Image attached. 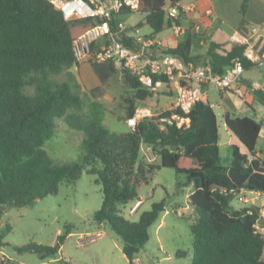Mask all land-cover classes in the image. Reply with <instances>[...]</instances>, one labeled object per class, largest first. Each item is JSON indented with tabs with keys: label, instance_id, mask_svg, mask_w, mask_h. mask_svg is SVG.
I'll return each mask as SVG.
<instances>
[{
	"label": "trees",
	"instance_id": "16d2710c",
	"mask_svg": "<svg viewBox=\"0 0 264 264\" xmlns=\"http://www.w3.org/2000/svg\"><path fill=\"white\" fill-rule=\"evenodd\" d=\"M180 1L139 0L137 13L145 14L144 23L127 31L146 25L151 31L149 39L179 25L181 20L172 19L167 8ZM249 2L243 0L242 14ZM117 21L124 18L119 17L111 28ZM96 24L90 18L66 21L63 12L47 0H0V221L4 207L32 206L56 194L60 184H73L86 172L102 187V204L93 218L98 224H108L122 239L123 255L132 264L166 205L164 201L152 204L137 222L124 219L121 207L138 203L149 174L167 168L185 175L194 186L189 197L195 213V219L189 220L193 237L190 264H264V237L253 230L256 216L247 214L246 208L233 207L230 194L239 188L264 190V160L255 153L261 124L247 116L223 115L227 131L246 150L240 153L237 146H231L227 166L220 156L217 116L209 103L196 102L188 114L174 109L156 113L132 130L110 132L103 125L102 105L89 100L71 71L79 65L73 41ZM116 39L132 50L140 49L128 35L116 34ZM153 48L154 58L176 56L184 63L208 65L217 75H224L236 60L243 72L256 66L243 56L244 46L229 41L210 42L205 54L196 57L190 55V40L175 48ZM88 63L101 85L120 71L112 62ZM122 77L135 98L148 107L154 90L142 88L127 71ZM153 80L166 82L158 77ZM248 89L264 107V92L250 85ZM136 108L130 107L127 119ZM174 114L185 119L181 127L161 122ZM59 118L84 135L79 162L58 164L43 150ZM144 148L155 154L154 163L146 162ZM7 232L0 234V248L5 246ZM68 235L69 231L58 235L52 246L29 244L15 250L54 258ZM187 254L179 251L176 257ZM0 264L11 263L0 260Z\"/></svg>",
	"mask_w": 264,
	"mask_h": 264
},
{
	"label": "rangeland",
	"instance_id": "374dc122",
	"mask_svg": "<svg viewBox=\"0 0 264 264\" xmlns=\"http://www.w3.org/2000/svg\"><path fill=\"white\" fill-rule=\"evenodd\" d=\"M145 14L133 13L126 18L128 24L144 23ZM147 27L142 32L147 31ZM167 32V30H165ZM148 39L147 35H142ZM212 42L208 37L199 38ZM216 41H222L223 36L216 34ZM204 52L205 47L198 49ZM83 64H89L88 62ZM79 64L72 68L78 82L89 100L100 103L104 110L103 125L113 133H124L129 130L126 126V116L133 105L142 106L134 91L125 83L121 72L101 85L89 66ZM244 79L252 80L253 86L264 92V66L252 68L242 72ZM175 92L170 86L157 87L148 108L153 114L163 113L172 109V98ZM208 103L213 108L219 127V148L223 165H229L232 158L231 146H237L246 153L245 148L226 129L222 116L219 93L210 88ZM223 105L233 110V116L250 117L262 122L264 126V111L258 110L257 116L248 108L245 101L231 93L224 94ZM144 106V105H143ZM147 107V106H145ZM84 135L80 131L71 129L63 118L56 119L54 136L49 139L43 150L58 164L79 162L83 155L82 142ZM264 160V138L258 140L257 149ZM159 164V161L156 162ZM194 191L193 183L188 184L185 175L177 174L173 169H154L149 174V183L141 190V207L136 214L129 210L134 202L121 207V216L131 222H137L143 212L149 211L152 204L165 202L167 211L149 228V240L136 258L141 264H190L193 237L189 228L190 218L195 219L187 194ZM102 187L96 183L94 175L84 172L79 180L73 184L62 183L57 193L37 200L32 206L4 207L0 221V234L9 231L4 236L5 246L0 248V260L11 264H129L123 255L122 239L108 224L99 226L93 218V213L101 207ZM233 207H242L233 200ZM179 208V209H178ZM180 211L182 215H178ZM163 214V213H162ZM164 222V225L160 224ZM9 229V230H7ZM66 231L59 254L54 258L41 259L32 252L20 253L15 247L21 248L29 244L52 246L56 237ZM97 233L101 237H97ZM91 239L94 241L91 242ZM162 246V248L160 247ZM185 251L186 257L177 258L176 253Z\"/></svg>",
	"mask_w": 264,
	"mask_h": 264
},
{
	"label": "built area",
	"instance_id": "2783aa9c",
	"mask_svg": "<svg viewBox=\"0 0 264 264\" xmlns=\"http://www.w3.org/2000/svg\"><path fill=\"white\" fill-rule=\"evenodd\" d=\"M47 1L63 12L66 21L90 18L97 22L95 26L72 43L77 64L112 62L120 70L118 62L121 60L125 71L135 77L142 88L155 90L162 85L170 86L176 94L172 109L184 114H188L198 101L208 103L209 88H213L218 93L228 92L239 98L244 97L245 91L240 80L243 70L238 60L224 75H217L208 65L184 63L176 56L150 57L143 48L152 45L151 41L144 39L138 31H127L129 28L124 21L115 22L114 29L111 28V24L119 17L128 13H137L139 0ZM167 13L172 19L181 20L185 11L177 5L168 7ZM210 14L209 10L205 11V15L209 16ZM172 31L174 35H179L183 29L179 24L174 25ZM116 34L130 37L133 35L135 42L140 44V49L132 50L126 47L116 39ZM262 36H264V26H246L233 31L229 42L244 46L243 56L252 63H260L264 61V47L259 52L256 49V43ZM154 77L163 78L166 82L162 80L154 82ZM152 115L151 109L139 106L135 109L134 114L126 120V126L132 130L140 120ZM161 122H175L178 127H181L185 119L174 114ZM142 153L147 163L156 161V156L150 148H144ZM230 194L233 200L242 205L241 208L247 209V214L256 216L253 224L254 233L264 237V190L239 188L231 191ZM139 204L138 202L132 206L129 213H135ZM177 214L182 215L180 211H177ZM97 237H101V234L97 233ZM92 241L94 239H91ZM132 264H141V262L135 258Z\"/></svg>",
	"mask_w": 264,
	"mask_h": 264
},
{
	"label": "crops",
	"instance_id": "0c3cea01",
	"mask_svg": "<svg viewBox=\"0 0 264 264\" xmlns=\"http://www.w3.org/2000/svg\"><path fill=\"white\" fill-rule=\"evenodd\" d=\"M242 2L243 0H181L178 6L184 9L185 11L180 21V26L182 27L183 32L179 35H174L172 28L167 30V32L163 31L161 34L147 39L151 41L152 45L144 46L143 49L146 50V53L150 57H152L155 56L156 49L153 47L156 45L161 46L163 48H175L180 42L190 40L191 41L190 55L193 57L203 56L210 42L208 43V41H206L205 39H199L200 37L201 38L208 37L209 39H212V42L223 43L229 41V37L231 36L232 32L235 30L242 29L243 27L246 26H254V27L264 26V0H250L245 14L241 13ZM207 10L211 12L209 16L205 15V11ZM132 14L133 13H131L130 15ZM130 15L126 14L122 18H124V22L127 25V27L131 29L134 28L133 26L135 24L131 25L128 24L126 21V18ZM144 27H147L148 29L147 31L142 32V29ZM144 27L132 31H138L140 35L149 36L151 33L149 27L146 25ZM216 34L222 35L223 40L216 41L214 39V36ZM132 38L135 39L133 35ZM200 46L205 47L204 52L198 51ZM263 47H264V36H262L256 43V49L259 52L263 50ZM200 61H203V58L200 59ZM254 64L256 65L254 68L262 67L264 66V61ZM85 65L89 66V64H83L80 67ZM240 80H241V85L243 86L245 91L244 97L242 99L245 101L248 108L252 110L254 115L257 116V113L253 108V105L257 103L259 105L257 109L261 110V112L262 110L264 111V107L260 105L257 102V100L253 97L251 91L248 89V86L250 85L252 88L254 89L256 88L253 86L252 80L244 79L242 77V74L240 75ZM164 86L165 85H162L160 87H164ZM224 94H226V92L219 93L221 100L220 107H222V111H223L222 116L225 113L231 114L233 112L232 109L224 107L223 105ZM175 98H176V94H174L172 98L173 99L172 107L174 106ZM257 122L261 124V130L259 133V137L257 139L255 153L258 157L262 159V155L256 149L259 138L261 136L264 138V126L262 122L259 121ZM239 151L240 153H244L240 150V148ZM192 193L193 191H191L189 194L186 195V197H188V201ZM139 203L140 204L138 206V209L142 205L141 198ZM185 209L193 210V207L191 208L189 205H187ZM137 211L132 214H136ZM166 213L167 211L165 210L161 215H164ZM103 224L105 223H101L98 225L102 226ZM162 224L164 225V222H162L160 226ZM160 247L162 248V246Z\"/></svg>",
	"mask_w": 264,
	"mask_h": 264
},
{
	"label": "water",
	"instance_id": "95a60500",
	"mask_svg": "<svg viewBox=\"0 0 264 264\" xmlns=\"http://www.w3.org/2000/svg\"><path fill=\"white\" fill-rule=\"evenodd\" d=\"M118 65H119V68H120V72H121V74H124L126 71H125V69L123 68V62H122L121 60L118 62Z\"/></svg>",
	"mask_w": 264,
	"mask_h": 264
}]
</instances>
